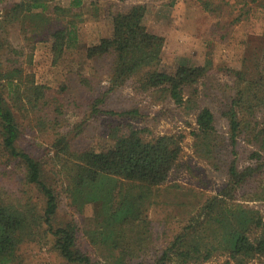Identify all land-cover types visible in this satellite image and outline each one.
<instances>
[{"label":"trees","instance_id":"obj_1","mask_svg":"<svg viewBox=\"0 0 264 264\" xmlns=\"http://www.w3.org/2000/svg\"><path fill=\"white\" fill-rule=\"evenodd\" d=\"M54 1L60 0H7L0 12V264H34L23 246L44 250L58 264H199L215 255H224V264H249L254 259L264 264V216L248 203L264 201V71L257 72V78L240 69L228 72L232 84L220 88L226 97L220 103L225 128L218 134L214 113L197 98H207L209 88L202 92L196 86L205 85L208 67L163 65L164 38L146 28V4L113 0L105 16L108 34L83 47L88 72L67 73L60 90L52 94L32 74L23 75L22 68L7 62L24 50L31 59L34 43L22 49L10 40L20 23L29 26L22 29L24 40L32 32L36 41H50L52 63L77 49L78 30L71 17L79 14L74 10L81 0L49 8ZM196 1L211 15L227 6L237 21L259 0ZM48 12L61 13V19L56 16L58 26L51 25ZM29 14L36 22L26 20ZM128 85L141 95L139 105L123 111L109 108L113 92ZM68 88L96 89L73 122L64 119V113L60 117L69 103L60 97ZM142 104L156 107L154 117L170 109L179 118L192 115L194 155L216 170L225 164L222 187L161 249L153 245L148 211L155 189L167 182L179 162L183 136L148 132L141 126L147 114ZM24 111L39 114L36 126L50 132L44 157L19 145L23 131L15 113L23 116ZM100 116L117 118L107 124L113 142L104 150L80 142L86 139L82 135L89 119ZM226 141L231 148L223 160L220 148ZM238 145L250 148L240 151ZM1 183L17 188L10 191ZM86 205L93 207L89 227L83 224ZM84 243L107 252L105 260H94Z\"/></svg>","mask_w":264,"mask_h":264},{"label":"rangeland","instance_id":"obj_2","mask_svg":"<svg viewBox=\"0 0 264 264\" xmlns=\"http://www.w3.org/2000/svg\"><path fill=\"white\" fill-rule=\"evenodd\" d=\"M7 0H0V12L2 5ZM146 4V13L144 24L149 32L160 34L164 38V46L161 52V63L167 67L173 64H189L206 66L209 69V76L204 81L205 85L197 84L198 90L204 92L208 89L207 98L200 95L198 102L201 105H207L215 115L216 129L218 134L224 130V121L220 118V110L224 108L220 103L226 102L224 92L220 93V88H226V85L232 84L229 77L230 70L247 71L251 77L257 78L260 71H264V9H262V0L249 5L250 10L247 16L234 21L235 17L229 13L226 6L218 14H208L204 12L196 0H131ZM172 1V2H171ZM61 6L67 7L70 0L58 1ZM57 1L49 3V8ZM113 0H81V6L74 11L79 12L76 17H71L78 30V46L71 52L65 53L56 63H52L49 50L50 41H36L32 38L33 33L27 32L26 39L23 38V28H27L28 23L18 24L19 31H13L12 44L24 45L34 43L30 61L27 58L28 50L7 62L8 66L19 67L23 70V75L32 74L37 84H42L53 90L52 94L60 90V85L64 84L67 73L79 72L87 73L83 54V47L90 43H96L99 37L108 34L109 25L106 21L107 10ZM50 17L51 25L60 24L56 20L55 12L47 13ZM53 14V15H52ZM57 16L62 18L61 13ZM73 16V15H72ZM34 18V20H33ZM68 19V17H66ZM27 21L36 22L34 16L27 15ZM33 27V26H32ZM29 29V28H28ZM225 85V86H224ZM66 95L61 96V102L68 101V105L62 107L63 118L73 122L76 113L83 111V107L90 102L96 95V89L85 92L82 88H68ZM47 97L52 94L50 91ZM113 97L108 101L109 108L116 111H123L126 108L139 105L141 95L136 94L131 86L119 88L113 92ZM111 95V96H112ZM224 102V103H225ZM142 111L147 114L142 115V124L153 135L161 134H182L183 139L180 143L182 147L181 156L177 166L171 172L169 179L163 185L155 189L154 203L148 211V220L153 239V245L156 248H164L173 236L179 232L180 228L188 221L203 201L214 195L225 182V164L221 162L220 169L216 170L203 159L194 155L192 150L191 127L194 126L193 116L186 115L182 118L176 115L175 109L163 112V116L154 117L156 107H143ZM54 112V111H53ZM43 114V111L41 112ZM16 118L21 122L22 139L19 145L33 156L44 157L45 148L48 145L50 132L40 131L37 124L39 114L31 111H24L23 116L15 113ZM56 115V114H55ZM176 115V116H175ZM182 119V120H180ZM117 121L114 116L91 117L85 125V131L81 139L88 145L96 149L104 150L112 144V136L108 134L107 124ZM113 121V122H112ZM33 127L28 132L29 124ZM264 126V118L261 120ZM97 142V143H96ZM238 145V150H247L250 147ZM231 146L227 141L223 144L221 155L223 160L228 158V152ZM2 182V180H0ZM7 190L17 188L14 184L1 183ZM20 193L18 190L16 194ZM35 198V196H33ZM36 200V198H35ZM250 206L259 210L264 216V201H249ZM62 212L67 211L65 200L61 202ZM93 207L86 205L83 209V224L89 227L90 217ZM78 222L80 216L74 215ZM89 220V221H88ZM83 226V227H84ZM84 240V239H82ZM86 249L94 260H105L107 252L98 251L96 245L84 243ZM22 252H29L30 259L34 264H58V261L45 253L44 250L37 252L33 246H23ZM141 260V259H140ZM224 255H215L205 262L199 264H224L226 261ZM249 264H262L261 259H254Z\"/></svg>","mask_w":264,"mask_h":264}]
</instances>
